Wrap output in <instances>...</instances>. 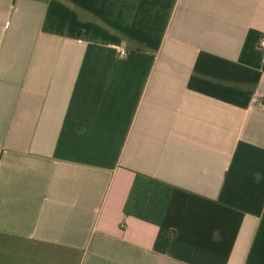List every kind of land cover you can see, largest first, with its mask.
Instances as JSON below:
<instances>
[{"label":"crops","instance_id":"0c3cea01","mask_svg":"<svg viewBox=\"0 0 264 264\" xmlns=\"http://www.w3.org/2000/svg\"><path fill=\"white\" fill-rule=\"evenodd\" d=\"M263 38L264 0H0V264H264Z\"/></svg>","mask_w":264,"mask_h":264},{"label":"built area","instance_id":"2783aa9c","mask_svg":"<svg viewBox=\"0 0 264 264\" xmlns=\"http://www.w3.org/2000/svg\"><path fill=\"white\" fill-rule=\"evenodd\" d=\"M260 45L264 47V38L260 40ZM127 52L125 49H120V54L125 55Z\"/></svg>","mask_w":264,"mask_h":264}]
</instances>
